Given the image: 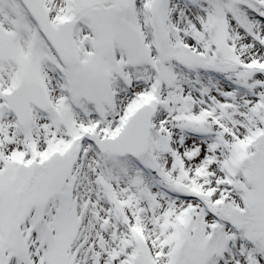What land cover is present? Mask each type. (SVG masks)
Listing matches in <instances>:
<instances>
[{
	"label": "snow or ice",
	"instance_id": "1",
	"mask_svg": "<svg viewBox=\"0 0 264 264\" xmlns=\"http://www.w3.org/2000/svg\"><path fill=\"white\" fill-rule=\"evenodd\" d=\"M0 264H264V0H0Z\"/></svg>",
	"mask_w": 264,
	"mask_h": 264
}]
</instances>
